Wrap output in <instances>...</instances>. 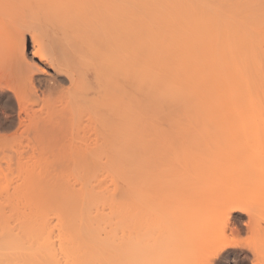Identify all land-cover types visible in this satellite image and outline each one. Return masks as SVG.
<instances>
[{
	"label": "bare ground",
	"instance_id": "6f19581e",
	"mask_svg": "<svg viewBox=\"0 0 264 264\" xmlns=\"http://www.w3.org/2000/svg\"><path fill=\"white\" fill-rule=\"evenodd\" d=\"M0 37V170H78L82 183L13 208L0 264H122L118 190L157 153L152 134L168 125L183 150L210 121L225 130L229 108L264 110V0H0Z\"/></svg>",
	"mask_w": 264,
	"mask_h": 264
},
{
	"label": "rangeland",
	"instance_id": "374dc122",
	"mask_svg": "<svg viewBox=\"0 0 264 264\" xmlns=\"http://www.w3.org/2000/svg\"><path fill=\"white\" fill-rule=\"evenodd\" d=\"M22 33L26 42L24 54L33 63L30 29L23 28ZM0 38L2 40V37ZM1 49L5 50L6 44ZM4 52L1 54L3 58ZM34 63L38 64V61ZM217 102L220 105V102L223 103L221 100ZM224 102L226 104L231 101ZM214 104L213 106H215ZM250 109L252 108L250 107ZM260 109L261 107H259ZM213 110L217 111L215 107ZM226 110H223V113ZM229 110L232 111L229 108L227 113L231 115L224 113L229 118L220 113L221 118L226 117L227 123L224 119H218L222 123L225 121L226 127H223L226 128L225 130L221 127L220 131L212 132L216 131V126L210 121L212 124L211 135L209 133L207 135L205 133L207 131H204L203 128L200 130L204 133L197 129L200 134L198 131H195L196 135L192 132V135L189 132L183 134L186 139L187 135H190L188 138L196 137L194 142H189L187 139V146L184 141L183 150H180L182 141L174 137L177 131L170 130L171 128L165 124L168 132L167 130L162 132L157 128L161 127L165 121L162 120V124L159 123L161 119H157L156 123L158 124L154 122L153 127L156 126V129L161 131L158 133L151 127L153 130L151 134L155 131L151 136L152 145H155L157 140L160 142L159 148L157 151L155 150L157 153L150 152V155L152 154L151 162L134 168L130 183H121L118 190L120 261L122 264H164L162 261H166V264H257L259 263L257 260L262 258L264 260V136H262L263 132L259 128L257 129V127H261L260 129L264 130V110L258 111L257 109L256 113H260L259 115L251 111L252 116L248 109L244 112H237V114L234 112L235 116L238 115L235 117L236 120L233 118V112ZM209 113L216 112L210 110L207 114L210 115ZM238 113L241 115L239 116ZM205 115L201 113L199 117ZM155 117V114L152 115L153 121ZM199 117L197 116V118ZM211 118L209 120H212ZM193 119L191 120L192 124H195ZM198 122L201 124L202 120ZM244 122L247 123L244 126L253 125L245 127L247 130L244 128L245 131H243L242 127L244 126L241 127V125ZM199 124L197 123L195 126ZM211 124L206 123V125ZM158 125L159 127H157ZM192 126L194 130L195 127ZM254 128L257 132L254 131ZM183 129L188 131V128L184 127ZM181 130L179 131L182 132ZM164 132L165 135H163ZM241 133L243 134L241 135ZM166 135L174 137L176 141L172 138V140L169 139L171 142L173 141V144L174 141L181 142L174 144V148L178 145L180 147L176 153H174L175 151L171 152V157L167 154L170 151L167 150L173 146L166 145ZM164 136H166L165 139ZM177 138L179 139V137ZM181 138H183L182 135ZM240 138L244 140L240 141ZM163 139L162 143L165 144L161 145ZM236 141L239 144L242 142L240 147L238 144H233L234 142L238 143ZM229 142L234 147L229 146ZM213 146L219 152L216 153ZM200 147L203 148L200 149ZM165 148H167V152H165ZM154 153L160 157L159 165H155L156 168L152 167ZM201 155H204L206 160L210 159L206 161L204 158L205 161L201 159V162H197L198 159H196L197 163H195L194 158ZM3 163H5L4 166ZM3 163L0 164V168L6 166V160ZM253 172H255L254 175H252ZM79 173L78 170L56 172L38 170L25 173L16 170H0V236L5 234V228L16 226L19 220V217L14 215L13 208L19 213L23 210L29 212V205L39 201L44 190H52L55 186L56 188L60 187L57 189L56 195L64 194L69 188L68 186L75 187L78 191L77 189L82 185ZM254 176L256 180L253 183L258 184L255 189L257 192L253 188L245 193L244 186L248 184V181L253 184L250 178L253 177L254 180ZM240 177L244 179H240ZM257 187L263 189L258 191ZM126 190L129 191V195L125 194ZM12 215L14 216L12 217Z\"/></svg>",
	"mask_w": 264,
	"mask_h": 264
}]
</instances>
